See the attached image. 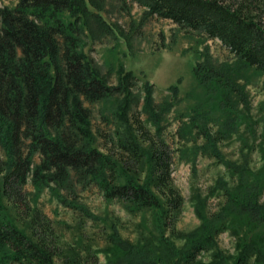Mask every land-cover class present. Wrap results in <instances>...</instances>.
I'll return each instance as SVG.
<instances>
[{
    "label": "trees",
    "instance_id": "obj_1",
    "mask_svg": "<svg viewBox=\"0 0 264 264\" xmlns=\"http://www.w3.org/2000/svg\"><path fill=\"white\" fill-rule=\"evenodd\" d=\"M14 1L0 4V264H100L95 251L81 254L59 245L50 218L29 198V181L37 193L64 191L56 199L87 215L84 206L66 199L74 198L77 184L121 200L129 212L153 214L152 235L132 242L116 229L108 234L110 256L104 264H264V229L240 239L233 256L216 243V235L232 226L230 215L264 226L261 177L244 163L225 160L217 146L236 131L233 98L246 102L233 68L209 57L192 66L226 116L214 132L205 121H191L204 137L198 149L216 157L235 178L224 187L225 201L216 214L206 217L196 206L202 222L185 233V244L178 247L172 237L179 235L175 225L184 198L173 184V149L162 137L161 124L172 103H155L148 80L143 95L134 94L136 77L121 66L117 83H109L80 46L95 28L109 27L100 13L104 0ZM130 1L148 15L217 38L235 56L237 69L264 72V0ZM171 88L176 93V86ZM114 96L119 101L110 114L116 126L105 135L92 126L85 103ZM140 99L154 132L140 117L141 109L135 110ZM202 251H210L205 263L197 260Z\"/></svg>",
    "mask_w": 264,
    "mask_h": 264
},
{
    "label": "rangeland",
    "instance_id": "obj_2",
    "mask_svg": "<svg viewBox=\"0 0 264 264\" xmlns=\"http://www.w3.org/2000/svg\"><path fill=\"white\" fill-rule=\"evenodd\" d=\"M14 0H0L1 5L12 6ZM108 23L106 30L95 28L92 34L81 39V48L89 55L111 84L118 81V69L130 70L135 75L131 90L143 95V82L153 84V99L157 104L171 102L163 113L162 137L173 149L172 180L182 194V211L175 225L179 233L172 239L178 247L185 244V233L199 226L202 220L195 212L207 216L216 214L225 201L224 187L234 183L232 174L222 162L209 153L198 149L204 137L190 126L191 121H204L214 132L222 128L225 113L217 106L216 98L196 80L192 66L196 61L209 57L215 64L233 68L237 82L242 85L246 102L233 98V113L237 122L235 132L217 142L218 150L225 160L244 163L264 183V72L252 67L235 66V56L217 38H207L197 31L185 30L166 18L148 15L144 8L130 0H104L100 10ZM264 24V16L262 17ZM176 86V93L171 86ZM118 96L94 103H85L91 110L93 127L108 135L112 133L115 120L111 112L117 109ZM142 99L135 110H140ZM142 112V109H141ZM146 126L154 132V124L141 113ZM102 141L101 135L99 136ZM29 198L50 218L64 250H77L86 254L95 251L100 264L110 256L107 236L116 229L132 242L155 233L153 214L129 212L123 202L105 199L94 186L77 184L72 200L90 213L60 203L55 194L44 188L36 192L29 181L26 184ZM54 194V195H53ZM228 225L216 235L217 246L227 255L238 252L240 239L254 236L264 229L263 225L252 224L244 216L230 215ZM183 234V235H182ZM108 250V251H107ZM210 251H202L198 262L209 260Z\"/></svg>",
    "mask_w": 264,
    "mask_h": 264
}]
</instances>
